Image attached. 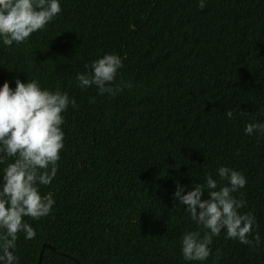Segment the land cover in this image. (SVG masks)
<instances>
[{
	"label": "trees",
	"instance_id": "1",
	"mask_svg": "<svg viewBox=\"0 0 264 264\" xmlns=\"http://www.w3.org/2000/svg\"><path fill=\"white\" fill-rule=\"evenodd\" d=\"M59 2L23 44L0 39V86L37 80L79 106L64 113L59 168L40 189L53 210L25 217L36 236L20 234L19 264H37L41 251L40 264H264V135L244 131L264 123V0H206L203 10L198 0ZM105 54L124 65L115 96L76 80ZM221 166L246 177L233 195L244 193L240 211L255 215L261 242L222 231L206 261H185L182 235L198 226L173 199L176 183L186 193L209 174L219 181Z\"/></svg>",
	"mask_w": 264,
	"mask_h": 264
},
{
	"label": "clouds",
	"instance_id": "2",
	"mask_svg": "<svg viewBox=\"0 0 264 264\" xmlns=\"http://www.w3.org/2000/svg\"><path fill=\"white\" fill-rule=\"evenodd\" d=\"M205 6L206 0H198L201 10ZM61 11L59 0H0V39L4 46L23 44L32 34L45 30ZM123 66L119 55L105 54L77 74L78 86L82 90L95 87L100 96H115L123 90L115 84ZM126 87L133 85L129 82ZM89 102L95 103V97ZM70 105L79 107L66 92L42 89L37 80L24 83L16 79L14 89L8 82L0 86V165H6L0 177V264H19L15 249L21 233L25 239L35 238L36 231L25 217L39 221L53 210V194H42L40 189L50 185L57 174L64 149V113ZM225 115L234 117L231 110ZM244 131L246 135H264V123H248ZM217 174L219 181L209 174L204 184H195L186 193L176 183L173 199L198 226L182 235L185 261H206L212 255L213 238L222 231L227 239L243 245L257 247L261 242L255 233V215L240 211L247 203L244 193L240 192L239 198L233 195L246 186V177L225 166L219 167ZM205 192L208 198L202 199ZM200 226L205 230L203 235Z\"/></svg>",
	"mask_w": 264,
	"mask_h": 264
},
{
	"label": "water",
	"instance_id": "3",
	"mask_svg": "<svg viewBox=\"0 0 264 264\" xmlns=\"http://www.w3.org/2000/svg\"><path fill=\"white\" fill-rule=\"evenodd\" d=\"M44 248V247H43ZM47 248H49V249H53L51 246H47ZM41 258H42V251L40 252V255H39V260H38V263L37 264H40V262H41Z\"/></svg>",
	"mask_w": 264,
	"mask_h": 264
}]
</instances>
